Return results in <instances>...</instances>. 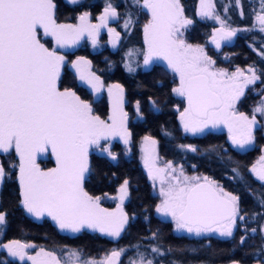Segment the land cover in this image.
<instances>
[{
    "label": "snow or ice",
    "instance_id": "1",
    "mask_svg": "<svg viewBox=\"0 0 264 264\" xmlns=\"http://www.w3.org/2000/svg\"><path fill=\"white\" fill-rule=\"evenodd\" d=\"M143 7L151 14V20L144 26L148 45L144 63L148 64L153 56L162 57L178 74L180 84L173 91L187 100L188 107L181 113L184 130L195 133L208 126L224 124L234 145L243 148L251 144L255 115L250 119L236 112L235 104L245 86L258 79L255 71L250 68L251 75L244 76L239 69L231 74L216 70L212 67L215 62L202 47L186 43L181 29L192 21L185 17L180 0H143ZM214 7L212 0H200L198 14L220 21L219 16H213ZM55 9L53 0H0V152L14 150L19 156L21 202L28 213L37 218L47 215L60 229L79 232L88 227L118 237L127 222L126 214L119 205L114 212L102 208L100 197L85 190L84 179L90 146H100L101 140L115 136L128 143L131 133L126 127L127 113L122 108L123 89L119 85L109 88L110 96H113L112 88L119 89L108 118L111 123L94 115L91 105L74 91L58 87L64 56L46 47L41 42L40 32L42 29L43 36L52 37L61 48L77 43L85 32L95 43L99 27L106 23L109 15L116 13L109 5L100 18L101 25H89L87 14L80 17L79 25H72L58 24ZM257 19L264 31V14H258ZM220 23L221 39L235 34L234 29L226 30L224 22ZM213 42L220 46L216 36ZM81 65H89V62L81 58L73 64L80 80L93 90L102 87L99 77L83 70ZM254 112L264 114V102ZM144 139L150 140L147 136ZM49 150L55 156L56 167L44 170L36 160ZM108 155L116 159L113 153L108 152ZM259 163V169L253 167L252 171L264 182V156ZM4 175L5 169L0 166V180ZM149 175L161 184L163 200L156 211L171 216L179 229L196 235L219 232L221 236H232L238 215L236 196L207 177L201 182L199 177L186 176L183 170L177 172L171 163L155 168L153 161ZM127 184L125 181L120 188L121 204L127 195ZM4 222L5 215L0 213V224ZM4 247L12 256L24 260V249L31 245L12 241ZM122 251L114 250L101 261H81L79 254L72 252L71 264H117ZM152 251L158 253L159 249ZM39 255L50 257L51 264H61L50 252L41 250ZM27 259L32 264H43L34 256ZM131 264H153V261L140 255Z\"/></svg>",
    "mask_w": 264,
    "mask_h": 264
},
{
    "label": "flooded vegetation",
    "instance_id": "2",
    "mask_svg": "<svg viewBox=\"0 0 264 264\" xmlns=\"http://www.w3.org/2000/svg\"><path fill=\"white\" fill-rule=\"evenodd\" d=\"M56 5L55 19L58 24L79 25L80 17L87 14V23L89 25H101V17L105 15V9L109 5L115 10L116 15H109L104 25L100 26L95 34V43L87 32L73 45L58 47L50 36H43L41 29V42L50 50H55L58 55L64 56V64L60 69V79L58 87L60 90L71 89L82 100L88 102L93 110L94 115H98L101 119L111 123L108 119L113 112V98L119 93V89L112 88L113 96L109 95V88L113 85H119L122 92V108L127 113L126 127L131 133L128 143L125 144L120 136L109 137L107 140H101L100 146H90L88 150V171L85 173L84 188L92 196L100 197V206L109 211H116L119 205L127 216V222L124 225L118 237H112L88 227L82 228L79 232H72L68 229H60L51 217L44 215L40 218L28 213L22 204L19 184V156L12 150L9 153L0 152V166L5 169V175L0 180V213L5 215V222L0 224V264H32V261L27 259L28 255L41 253L39 250L50 252L61 264H67L59 257V254H66L83 251V255L89 259L105 260L110 256L113 249L109 247L114 244L118 245L119 250H123L117 261V264H122L124 260V252H129L125 242L127 237L133 232V239H136V245H132V253H136L139 259L140 255L147 260H152L155 252L153 248L159 249V246L154 243L156 234H159L160 227L157 222L166 220L173 227V234L188 239H205L210 235L221 236L219 232H204L200 235L189 233L186 229H179L176 221L166 219L156 211L159 206L158 194L159 187L152 182V177L149 175V169L163 168L161 162V151L159 140L160 127L165 129V126L160 123L159 118L178 121L181 136L198 137L202 134L206 135L213 132L216 135L224 136L228 142L232 143L228 128L224 124H219L216 127L208 126L201 132H186L181 121V113L188 107L185 97L177 95L173 89L179 87L180 80L178 74L174 73L168 66V62L162 57L153 56L148 64L144 63L145 56L148 53V45L145 42L144 26L151 20L150 12L143 7V0H135L130 4L128 0H53ZM195 2V4H194ZM184 9V15L190 19L192 23L181 29L183 32L182 39L193 46H200L204 49V53L211 58L212 53L217 50L224 53L223 50L231 47L234 53L232 66H216V70H224L229 74L234 73L239 69L244 73V76H250L249 69H253L258 79L248 84L244 88L243 95L235 104V111L243 113L250 119L253 115L256 118V124L252 127V143L245 145L243 148L247 150H258L256 159L252 165L259 169L261 154L264 151V144L258 145V139H264V114L254 112V109L264 102V31H261L258 14H264V0H222L220 3L221 9L233 10L232 21L235 34L228 39H221V32H216L211 29L207 33V27L210 25L212 18L201 17L198 19L196 0H180ZM194 7V10H193ZM129 11L131 13H129ZM194 11V12H193ZM195 15L196 18L193 19ZM197 19L199 21H197ZM197 22L200 26H197ZM205 28L201 31L202 40L195 41V30ZM111 30V31H110ZM220 31V30H218ZM218 36L219 47L213 42V36ZM129 55L131 57L129 58ZM83 58L89 62V65H81V68L87 72H91L102 83V87L98 90H93L86 82L81 81L77 69L73 67L78 60ZM148 74V75H147ZM152 81H145L147 77ZM243 80V77L240 78ZM154 80V82H153ZM151 83L156 88V92L149 93L144 89L145 84ZM135 89L139 91L132 93ZM172 100L169 105L170 113H162V99L167 102V97ZM151 120V121H150ZM151 122H154L152 125ZM139 125L141 129L138 128ZM135 129V131L133 130ZM169 132L171 129H168ZM149 137V141H145V137ZM135 138L136 144L131 147L130 143ZM154 140L155 144L151 141ZM234 147L243 149L238 145ZM128 147L139 153L137 163L142 173L147 175L146 178H125L114 176L110 169L114 171L118 169V161H122L128 155ZM108 151H103V149ZM108 152L113 153L116 159L113 160ZM147 160V166H146ZM37 164L41 169L47 170L56 167L55 156L49 150L44 155H38ZM161 166V167H160ZM109 169V171H108ZM154 170V169H153ZM108 171V173H107ZM107 173V175H106ZM253 177L260 187H264V182L257 179L252 171ZM127 181V195L124 197L123 203L120 201V188ZM146 191L150 196L156 199V208L151 211V215L144 206L139 210L131 203L137 199L140 190ZM237 197V196H236ZM156 224L152 225V221ZM155 225V226H154ZM141 226H144L141 227ZM145 229V232L139 235L144 240L139 241L137 233ZM235 228L233 227L232 230ZM87 237L92 242L94 249L96 245L103 244L99 253L95 251H85L82 247L73 248L67 246L68 242H78L79 237ZM127 236V237H126ZM12 241H19L21 244L31 245L27 247L25 259L21 260L18 256H12L4 245H11ZM94 243V244H93ZM90 244V243H89ZM14 247V246H13ZM148 256V257H147ZM44 258V256H41ZM135 259V258H134ZM158 259V257H157ZM154 257V262H155ZM159 261V259H158ZM155 264H159V262ZM45 264L44 261H41ZM153 262V263H154ZM71 264V263H70ZM163 264V263H161Z\"/></svg>",
    "mask_w": 264,
    "mask_h": 264
},
{
    "label": "trees",
    "instance_id": "3",
    "mask_svg": "<svg viewBox=\"0 0 264 264\" xmlns=\"http://www.w3.org/2000/svg\"><path fill=\"white\" fill-rule=\"evenodd\" d=\"M233 12L229 10H217L215 16H219L220 20L224 18L229 20V25H226V29L233 28L232 21ZM214 16V17H215ZM197 26H200L197 22ZM220 27V22L215 18H212L210 25L207 27V33H210L211 29ZM221 28V27H220ZM205 28L195 30V41L202 40L201 31ZM216 53H212L211 60H213L216 66H232L234 53L231 51V47ZM148 75V74H147ZM145 81H152L145 77ZM154 82V80H153ZM145 91L149 93L156 92V88L153 84H145ZM139 90L135 89L132 93H137ZM167 102L162 99L161 104H165L162 109V113H170L169 105L171 98L167 97ZM162 117V116H161ZM159 118L161 125L165 126V130L160 127L159 140L161 141V162L164 168L166 164L171 163L173 168L179 172L183 170L184 174L189 177H199L201 182L204 177H207L210 181H213L217 186L223 188V190L231 195L237 196L238 215L236 217L235 229L232 230V236H225L220 238L210 235L205 239H188L173 234L172 226L166 220L157 222L160 227L159 234H156L154 243L159 246V250L166 252V257L171 258L176 264H264V187H260L252 174V165L256 159L258 150H247L245 148L239 149L229 143L224 136L216 135L213 132L206 135L202 134L198 137L181 136V129L178 125V121L172 122ZM151 121V120H150ZM154 125V122H151ZM141 129V126L139 127ZM168 129H171L169 132ZM135 131V129H133ZM131 147L136 144L135 138L132 140ZM264 139H258V145H263ZM128 147V155L124 157L122 161H118V169L114 171L115 167L110 169L114 176L125 178H146L147 175L142 173L137 163V157L139 155L135 150H131ZM194 149V150H193ZM109 171V169H108ZM107 171V173H108ZM106 173V175H107ZM140 190L139 196L131 204L135 208L141 210L142 207H146L149 215L151 211L156 208L157 202L155 197L150 196L145 189ZM152 216V215H151ZM243 217V219H241ZM156 224L153 220L152 225ZM155 226V225H154ZM144 228V226H141ZM255 229V231H252ZM141 233H137L138 240L142 241L143 238L139 237ZM255 232V234H253ZM133 232L130 236H126L125 242L129 252H124L122 264H127L133 257L134 253L131 251L132 245H136V239H133ZM243 238V243L241 240ZM67 246L73 248L82 247L85 251H95L99 253L100 248L104 247L103 244L97 245L96 249L93 248L92 242L87 237H79L78 242H67ZM90 243V244H89ZM118 245L112 244L109 249L119 250ZM136 254V253H135ZM134 259V257H133ZM132 259V260H133ZM169 261L165 260L163 264H167Z\"/></svg>",
    "mask_w": 264,
    "mask_h": 264
},
{
    "label": "rangeland",
    "instance_id": "4",
    "mask_svg": "<svg viewBox=\"0 0 264 264\" xmlns=\"http://www.w3.org/2000/svg\"><path fill=\"white\" fill-rule=\"evenodd\" d=\"M129 1V3L130 4H133L134 2H135V0H128ZM219 2H221L222 0H218ZM235 2L236 0H230V2ZM196 2H198V5H197V11L199 12V8H200V0H196ZM212 3L214 4V9H213V16H215V14H216V12H217V10H221V11H223L224 9H221V7L219 6L220 5V3H217V0H212ZM194 4H195V2H194ZM193 10H194V7H193ZM226 10V9H225ZM227 10H229V9H227ZM229 11H231V12H233V10H229ZM194 12V11H193ZM129 13H131L130 11H129ZM197 15H198V19L199 18H201L202 16H200L198 13H197ZM197 15H195V13H194V17H193V19L194 18H196L197 17ZM197 19V21H199ZM220 21H223L224 22V28L226 27V25H229V20H227V19H223V20H220ZM219 21V22H220ZM220 27H222V25H221V23H220ZM218 28V30H220L221 28ZM226 29V28H225ZM228 29H230V28H228ZM217 29H216V32H221V31H218ZM227 30V29H226ZM221 34H222V32H221ZM214 36H216L217 38H218V36L216 35V33H215V35ZM131 57V55H129V58ZM262 156H264V151H263V153L261 154V157ZM257 163H259V162H257ZM161 167V166H160ZM154 171V170H153ZM152 182L155 184V185H158V186H160L159 187V190H158V194H160V189H161V184H160V182H159V180L158 179H153L152 178ZM165 187H166V185H165ZM162 200H163V197L160 195V198H159V201H158V204L160 205L161 203H162ZM160 215H161V217L162 216H164L163 214H161L160 213ZM166 217V219H171L172 217L171 216H165ZM253 234H255V232H253ZM24 252H27V249L25 248L24 249ZM39 252H41V250H39ZM166 252H167V250L165 249L164 251H161V250H159V252L157 253V252H155V255H154V257H155V262H157L158 261V259H159V264H161L162 262H164L165 260H168L169 262L167 263V264H176L177 262H174V261H172L171 260V258H168V257H166L165 258V254H166ZM160 253H162V255L160 254ZM40 254V253H39ZM39 254H37L36 256H34V257H37L38 258V260H40V261H44L45 262V264H51V258L50 257H41L42 255H39ZM78 254H79V257H80V259H81V261H84V260H96V261H100V260H97V259H93V258H88L87 256H85V255H83L84 253H83V251H81V250H79L78 251ZM28 256H32V255H28ZM59 257L62 259V261H63V258H64V261H69V262H67V264H70L71 263V261L74 259L73 257H71V253L69 252V253H64V254H62V253H60L59 254ZM133 257L135 258V259H133ZM133 257H129V259H131V261H129L127 264H131V262L133 261V260H138V258H137V255L136 254H134L133 255ZM148 257V256H147ZM154 257H153V259H152V261L154 262ZM157 257H158V259H157ZM149 258V257H148ZM147 258V259H148ZM133 259V260H132ZM147 259H145V260H147ZM59 260V259H58ZM155 262L153 263V264H155ZM44 264V263H43Z\"/></svg>",
    "mask_w": 264,
    "mask_h": 264
}]
</instances>
